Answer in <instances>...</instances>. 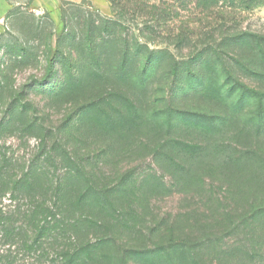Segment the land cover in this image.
<instances>
[{
	"label": "rangeland",
	"instance_id": "obj_1",
	"mask_svg": "<svg viewBox=\"0 0 264 264\" xmlns=\"http://www.w3.org/2000/svg\"><path fill=\"white\" fill-rule=\"evenodd\" d=\"M8 1L0 0V166L18 178L26 172L35 178L33 195L8 179L0 183V208L24 221L36 200L57 202L70 209L65 215L78 218L84 212L69 203L90 185L111 187L113 215L96 212L94 228L85 235L77 230L83 244H94L81 264H145L133 256L123 263L119 255L125 248L179 242L200 250L206 264H264V54L238 44L244 65L235 62L236 54L228 56V43L239 32L258 36L264 48V0H219L207 9L197 0H143L174 12L152 19L148 8L149 20L119 12L108 0H62L65 33L72 27L80 37L91 19L109 17L121 20L127 34L137 25L151 36L153 68L143 85L111 93L109 106L102 105L108 126L86 109L99 96L97 83L68 90L62 69L57 83L43 79L48 60L75 42L58 46L63 23L50 10L58 0ZM182 32L186 37L178 44L169 39ZM209 44L221 55L199 56ZM130 112L135 122L125 121ZM168 139L198 151L168 146ZM69 157L85 175L68 169ZM112 217L118 219L111 221L113 231ZM17 235L0 243V254L12 250L11 263L51 264L56 258L53 245L28 249L24 235ZM114 235V246H97Z\"/></svg>",
	"mask_w": 264,
	"mask_h": 264
},
{
	"label": "trees",
	"instance_id": "obj_2",
	"mask_svg": "<svg viewBox=\"0 0 264 264\" xmlns=\"http://www.w3.org/2000/svg\"><path fill=\"white\" fill-rule=\"evenodd\" d=\"M108 1L111 7L114 9L118 8L119 12L121 11L132 15L136 14L138 18L143 19L149 18L147 14L148 8H150L148 13L152 19L166 18L174 13L168 7H161L156 4L152 6L146 5L143 0ZM171 1L172 3H185L189 0ZM160 2L166 4L164 0H160ZM218 2L219 0L196 1L199 6L205 9L217 5ZM231 3L233 4V1ZM60 9L63 30L60 33L62 40H60L58 46L61 47L66 41H75L74 44H70V48L72 49V46L75 45V51L79 52L77 57H73L71 53L74 51L71 52V49L67 48V52L66 49L63 51V48H61L62 50H59L55 56L48 60L47 74L43 79L45 83H57L61 80L59 74L62 69V72L67 74L65 85L68 90L79 87V83L85 85L91 84L92 82L97 83L96 86L99 96L86 109L92 110L91 117H97L99 122L108 126L109 114L102 105L106 104L107 107L109 106L107 103L110 102L111 93L116 92L120 94L119 91H125L133 84L140 83V85H143L146 81L145 77L147 72L153 68L152 64L155 61L154 51L150 50L147 44L151 40V36L147 37L143 33V29L137 25L133 28L134 32L131 35L127 34L121 20L111 19L109 17L99 18L98 20L91 19L85 24L80 37L76 34V29L72 27H70V33H65L64 31L68 29L67 12L62 5ZM154 30H150V33L154 34ZM124 33L126 37H123ZM171 34L169 39L174 41L175 44H178L186 37L183 32L176 35ZM127 35L130 36L127 37ZM232 36L231 43L228 44L233 48H231L232 50H230L228 56L230 53L231 55L236 54L235 62L238 64L244 65L238 57V51L235 50L238 44L242 46L250 45L254 51H259L261 54H264V48L258 42V36L252 35L249 32H239ZM210 52L216 57L221 55L220 52L212 51V45L209 44L202 48L200 52L202 55L199 56L206 55L205 53L209 54ZM239 53L243 57L241 52ZM83 70H86V75L82 78L79 72ZM121 99L123 103H126L127 108L133 104L128 98L121 97ZM95 106H98L100 111H97ZM182 116H186L192 120L194 119L193 114L190 113L182 114ZM124 119L125 121H136L131 112ZM195 119L197 120L199 118ZM200 121L206 123L208 120L200 118ZM166 142V145L176 147L180 150H190L191 148L192 150L198 151L196 145H190V143L179 139H168ZM67 167L70 170L74 167L78 172L77 175H85L84 169L81 167L78 168L76 161L71 157L68 158ZM34 178L35 175L32 172H26L18 178L16 175L8 174L7 170L0 166V183H6L7 181L5 182L4 180L8 179L9 183L14 187H19L22 191H27V193H32V195L34 194V184L32 183ZM113 192L114 188L111 187L97 189L95 186H88L86 191L82 192L78 199L69 203L70 206L68 205L69 208L84 212L78 218L65 215L64 211L69 214L70 209L64 210L63 204H58L57 202L52 204L48 201L38 202L36 200V202L30 205L28 211L24 212V221H18L15 218L17 216L16 214L0 208V243H3L2 241L12 243L13 239L18 236L17 234L22 233L25 238L24 245L28 249H33L35 246L43 248L45 244L53 245L52 248L54 254H56V258L50 261L51 264H81L84 253L93 252L94 244L93 246L89 243L83 244L79 240V237H77V230L82 231L81 234L85 235L89 229L94 228L99 222L91 216H95L96 212L98 214L113 215L111 211L115 208L114 199L117 200L115 194H112ZM82 204L89 208L81 209L76 207H80ZM112 220L116 221L118 219L112 217L108 221L111 231L115 228V225L111 222ZM115 239L114 235L111 240L109 238L101 239L96 244L97 246L104 244L110 248L114 246ZM179 243H156L153 248L141 250L125 248L126 250L119 255V258L123 263H126L128 256H133L145 264H206L203 261L200 250L194 252L190 247V242ZM11 260L12 250H9L6 254H0V264H13Z\"/></svg>",
	"mask_w": 264,
	"mask_h": 264
},
{
	"label": "crops",
	"instance_id": "obj_3",
	"mask_svg": "<svg viewBox=\"0 0 264 264\" xmlns=\"http://www.w3.org/2000/svg\"><path fill=\"white\" fill-rule=\"evenodd\" d=\"M69 1L79 2L82 0H69ZM61 2H62V0H58L57 5L50 10H51V13L53 14V17L56 19L57 23L61 22V24H62V13H61V9H60ZM8 3H9L8 6H13V5L15 6L16 4H20L21 1L20 0H9ZM3 10L4 9H1V11H3ZM9 10L10 9H8L6 11L8 12Z\"/></svg>",
	"mask_w": 264,
	"mask_h": 264
}]
</instances>
